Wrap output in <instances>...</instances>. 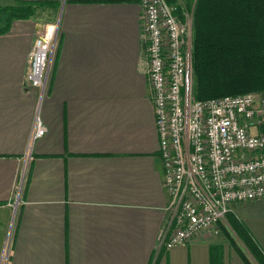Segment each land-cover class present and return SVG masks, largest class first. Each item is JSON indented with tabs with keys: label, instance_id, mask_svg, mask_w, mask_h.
Instances as JSON below:
<instances>
[{
	"label": "crops",
	"instance_id": "obj_1",
	"mask_svg": "<svg viewBox=\"0 0 264 264\" xmlns=\"http://www.w3.org/2000/svg\"><path fill=\"white\" fill-rule=\"evenodd\" d=\"M56 1L0 35V256L39 92L26 85L35 38L59 20L50 86L39 107L46 127L33 144L7 264H245L225 239L201 234L167 250L171 209L159 139L141 66L138 0ZM175 16L190 0H175ZM45 15V16H44ZM264 256V197L231 205ZM224 225H227L225 222Z\"/></svg>",
	"mask_w": 264,
	"mask_h": 264
},
{
	"label": "built area",
	"instance_id": "obj_2",
	"mask_svg": "<svg viewBox=\"0 0 264 264\" xmlns=\"http://www.w3.org/2000/svg\"><path fill=\"white\" fill-rule=\"evenodd\" d=\"M142 10V69L148 77L163 187L171 232L159 243L169 250L195 236H217L234 203L264 197V93L196 100L192 94L191 17L182 25L165 0H138ZM60 39L59 20L47 23L33 43L26 85L39 92L27 147L21 159L13 217L0 264L12 249L14 215L32 159L46 127L39 107L52 77Z\"/></svg>",
	"mask_w": 264,
	"mask_h": 264
},
{
	"label": "trees",
	"instance_id": "obj_3",
	"mask_svg": "<svg viewBox=\"0 0 264 264\" xmlns=\"http://www.w3.org/2000/svg\"><path fill=\"white\" fill-rule=\"evenodd\" d=\"M165 1L175 6V0ZM57 6L56 1L0 0V35L14 21ZM187 14L194 99L264 93V0H190ZM225 220L223 236L243 262L264 264L248 229L231 213ZM221 257L222 246L213 245L211 264H221Z\"/></svg>",
	"mask_w": 264,
	"mask_h": 264
},
{
	"label": "rangeland",
	"instance_id": "obj_4",
	"mask_svg": "<svg viewBox=\"0 0 264 264\" xmlns=\"http://www.w3.org/2000/svg\"><path fill=\"white\" fill-rule=\"evenodd\" d=\"M7 3V2H6ZM176 4V3H175ZM40 12V11H39ZM45 16V15H44ZM186 18H187V15H186V13H185V16L184 17H182L181 19H178L179 21H180V23L182 24V25H184L185 23H186ZM1 23V22H0ZM219 231H220V228H219Z\"/></svg>",
	"mask_w": 264,
	"mask_h": 264
}]
</instances>
